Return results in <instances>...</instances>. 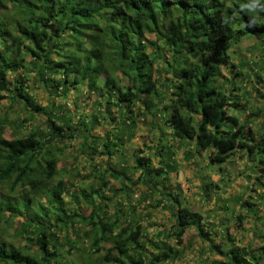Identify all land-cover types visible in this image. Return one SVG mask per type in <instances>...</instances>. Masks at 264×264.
<instances>
[{
	"label": "trees",
	"instance_id": "trees-1",
	"mask_svg": "<svg viewBox=\"0 0 264 264\" xmlns=\"http://www.w3.org/2000/svg\"><path fill=\"white\" fill-rule=\"evenodd\" d=\"M20 3L25 4V9L14 32L7 30V21L0 20L1 90L5 89L9 70L30 66L38 78L34 82L55 94L68 95L87 88L101 99L95 107H101L105 100L106 108L109 105L119 110L125 108L124 112L131 118L129 126H136L134 113L137 111L144 119L157 112L159 119L172 129L174 138L194 142L220 167L239 153L256 151L252 171L253 174L257 171L259 178L264 177V135L256 134L248 122H241L239 116L230 112L233 96L227 93L224 83L229 87L234 83L222 71V66L237 67L229 53L234 44L245 37L261 40L264 37V11L247 7L253 0H230L229 3L227 0H23ZM260 4L264 5V0ZM3 6L8 8L5 3ZM147 32L156 35L148 43L158 46V41H163L175 57L179 55L185 62L174 69L176 80L172 81L170 101L164 105L166 93L159 86V77L154 75L155 57L146 50ZM25 84L23 78L15 84L14 101L37 111L39 108L31 100ZM51 108L43 110L47 115L44 131L30 128L13 138L4 135L8 119L0 118V183L8 186L4 194L6 203H0V209L6 207L13 211L12 205L18 200L15 210L25 216L21 232L31 233L30 228L38 227L36 252L22 253L0 242V263L75 264L64 253L72 255L76 250L84 258L85 249H76L74 243L84 239L91 252L101 253L95 259L97 264H128L122 257H130V250L137 255L132 263L144 264L141 255L144 228L139 222L121 225L127 211L121 210L120 202L112 204V199L102 193L109 185L105 174L92 193L82 192L92 207L87 216L66 209V187L62 179L47 186L60 174L56 154L59 148L53 143L62 140L66 132L74 138L76 130L86 137L90 134L86 132H91L94 126L88 128L84 117L80 121L82 127L77 129L69 118L54 111L55 105ZM60 119L66 120V125H57ZM90 119L95 121L97 115ZM166 156L169 158L166 167L172 169V152ZM139 163L149 166L148 159H140ZM162 170L157 169V173ZM41 193L46 196L47 204L38 197ZM95 195L100 197L98 201ZM174 201L171 210L176 223L172 236L181 243L187 228L193 223L199 224L203 217L183 206L180 199L175 197ZM33 205L36 209L32 210ZM111 207H114L113 213L108 211ZM77 221L84 223L85 230L74 231L73 239L67 237L68 248L63 251L58 232ZM198 227L200 237L210 242L209 249L225 259L221 264H261L248 247L233 244L228 249L222 248L210 241L212 233ZM107 243L111 245L107 247ZM167 249L172 251V247ZM154 260H159L158 255Z\"/></svg>",
	"mask_w": 264,
	"mask_h": 264
},
{
	"label": "rangeland",
	"instance_id": "rangeland-1",
	"mask_svg": "<svg viewBox=\"0 0 264 264\" xmlns=\"http://www.w3.org/2000/svg\"><path fill=\"white\" fill-rule=\"evenodd\" d=\"M21 1L23 0L12 3L0 0V20L7 21L5 22L7 30L14 32L16 22L21 19L22 11L25 9V4L20 3ZM229 2L230 0H227V3ZM4 3L8 8L3 6ZM146 39V50L151 52V55L154 54L155 57L154 75L159 77V86L166 93L165 101L167 102H162L164 105L170 101L172 81L176 80L174 69L181 66L184 59L179 55L175 57L171 48L163 41H158V46L148 43L156 39L154 33L147 32ZM243 42L240 44L239 56L243 62H247L243 69L247 75L242 76V86L247 94L244 102H240L243 107L240 105L239 109L245 115H247L246 111L255 114L257 122L254 131L258 135H264V37L262 40L244 38ZM2 43L3 40L0 37V48H2ZM191 62L196 63L197 61ZM27 67V69L9 70L7 82L4 84L5 89H0V95L3 96L0 101V118L8 119L4 126L5 136L9 138L20 136L28 132L30 128L44 131L47 115L43 110L49 111L53 105L57 107L54 111H60L63 117L69 118L71 125L77 129L84 117L87 118L88 128L90 125H94L86 137L76 130L74 138L66 132L62 140L53 143L54 147L59 148L56 154L59 157L60 174L47 186H53L60 179L63 180L66 187L64 205L68 211L72 213L78 211L82 215H89L92 207L85 201L82 192L92 193L93 189L98 187L100 179L103 178L101 176L105 174L109 185L104 188L102 193L112 199V204L120 202L121 210L127 211L121 225L124 226L126 223L133 225V223L139 222L144 228L142 240L145 241V244L141 254L144 264H151V261H154V264H221L225 259L209 249L210 242L204 241L200 237L199 225L204 231L212 233L210 241L213 240L225 249L230 248L233 244L246 246L259 258L261 264H264V177L259 178L257 171L251 175L249 172L244 173L238 167L234 168L228 175L230 192L232 194L243 193V202L241 204L239 201L233 202L229 207L220 204L218 209L213 208L214 197L219 194L220 186L219 188L214 187L215 182L211 175L215 174L216 176L218 171L211 170L208 173L206 170L204 172L197 171L196 174H186L185 172L188 173L189 169L184 163L181 164L183 159L179 157L181 148L177 142L172 141L168 144L169 141L159 140L156 135H151V131H154L153 128L159 126L157 123L161 122L157 112L148 114L144 119L137 111L136 114L134 113L139 125L137 135L134 138H127L125 134L118 135L117 128L124 122L118 120L121 117L119 114L121 109L119 110L117 106L109 105L110 107L106 108L107 103L104 100L101 102L103 104H100L101 107L99 105L95 107L96 101H100L97 94L85 91V89L72 91L68 95L55 94L41 83L34 82L38 79L36 73L29 68L30 66ZM229 68L230 71L228 67L222 66L224 76L228 79L230 76L235 78L233 72L236 73V67ZM22 78L26 82V91H28L31 100L39 108L37 111H31L30 108L28 109L30 106H24L20 100V102L14 101L16 94L14 86ZM235 84L237 85L236 82ZM238 84L240 83L238 82ZM224 88L230 89L229 84L225 82ZM163 113L166 117L168 116L164 110ZM93 115H97L95 121L90 119ZM125 123L128 125V122ZM56 124L66 125V120H57ZM110 133L113 135L110 136ZM104 141H106V146H104ZM186 146L191 147V144ZM168 152H172L171 159L176 161L172 164L175 167L174 170L177 169V172L182 170L180 182L179 176L175 177V172L173 178L171 176L168 179L164 178L167 177L165 168L168 161V157L164 156ZM205 155L207 159L208 152ZM140 159H148L149 166L140 164ZM157 169L163 170L158 174ZM113 174L118 177H114ZM200 180L205 182L200 184V182L198 183ZM224 183H222V187L228 185ZM7 191V184L0 183V203L2 204L6 203L4 194ZM193 192H195V196L192 199L191 196L186 198L187 194ZM27 195L30 196V193ZM38 197L42 203L47 204L44 194L41 193ZM74 197H78V200ZM175 197L181 199L183 206L191 211L201 213L203 217L199 224L193 223L187 228L181 243L172 236L176 220L171 207L175 202ZM94 199L98 201L100 197L95 195ZM245 202L248 203L245 204ZM18 204V200H15L12 205L13 211L6 207L0 209V242H6L9 246L20 249L22 253L32 252L31 250L36 252L38 237L36 228L38 227L35 225L30 228L31 233L21 232L25 216L16 212L15 207ZM35 207L33 205L31 209H36ZM108 211L113 213L114 207ZM49 214L51 218V212ZM84 226V223L77 221L75 225L66 228L67 230L58 232L59 243L64 245L63 251L68 248L65 243L67 237L73 239L74 231L83 232ZM74 243H76V249H85L83 250L84 258L76 250L72 255L64 253L70 262L97 264L95 259L101 253L91 252L88 248V241L80 239ZM155 243H157V247ZM110 245L106 244L107 247ZM167 247H172V251ZM128 253L130 257H122L123 262L133 264L132 261L136 260L137 255L133 250ZM156 255L159 260H154Z\"/></svg>",
	"mask_w": 264,
	"mask_h": 264
},
{
	"label": "crops",
	"instance_id": "crops-1",
	"mask_svg": "<svg viewBox=\"0 0 264 264\" xmlns=\"http://www.w3.org/2000/svg\"><path fill=\"white\" fill-rule=\"evenodd\" d=\"M245 38H247V37H245ZM242 42H243V39L241 41H239L238 43L234 44V46L232 47V49L229 52L231 62L233 64L238 63V64H236L237 65L236 69L238 70V73H237V70L235 71L237 74L233 72V75L235 76V78L228 76L229 79L232 80V83H234V85H231L230 89H227V93L233 96L232 100H231L233 102V104L230 106V112L239 116L241 122H248L249 125L252 128H254L256 126L255 124L257 122V118H256L255 114H252V113H249V111H246L247 115H245V113L242 112L241 109H239V107L241 105L240 102L241 101L244 102L245 95L247 94L245 92V88H243V86H242V81H243L242 76L247 75V73H245L243 70L245 68V66L247 65V62H243L239 56V54H240L239 52H240V48H241L240 44ZM263 57H262V59H263ZM228 70L230 71V68H228ZM235 82L237 83V85L235 84ZM238 82L240 84H238ZM87 90L88 89L85 88V91H87ZM97 98L99 100H101L98 96H97ZM124 111H125V108L122 107L121 112H119L121 117L118 120L119 121L121 120V122H124V123L120 124L119 128H117L118 135H124L125 134V136H127V138H128V136L130 134H134L133 135V138H134L137 135V130L139 128L138 122H137L135 127L127 125L125 122H128V123L131 122L130 121L131 118H128L126 112H124ZM123 120H127V121H123ZM157 124H159V126L157 125V127H155V128H153L151 126V128L154 129V131H151V135L152 134L156 135L159 140L164 139L165 141H169V142H167L168 144H170L172 141L177 142V145H179L181 148V153L179 155V157L183 159L181 161V164L184 163L186 165V167H188V169H189L188 173L185 172L186 174H190V173L196 174L197 171L198 172H200V171L204 172L206 170H208V173H210L211 170L218 171L216 176H215V174L211 175L212 180L215 182L214 187L219 188V186H220L219 194L215 195V197H214L213 206L211 204V206L213 208L218 209V207H220V204H223V205L229 207L232 205L233 202L239 201V204H241L243 202V199H242L243 193L239 192V193L232 194V192H230V186L228 183L229 182V176L228 175H230L232 170L236 167H238V169L244 171V173L249 172V174L252 175L253 174L252 170L255 169L254 158L256 156V151H253V153H250L249 150H247V151L242 152L241 154L239 153L233 160H231L227 163H224L222 165V167H220V166L212 163L209 158L206 159V155H205L206 151L199 150L194 142H191L189 140H181L179 138H174L171 135L172 129L169 126H166L164 120L163 121L161 120V122H159ZM143 131H144V129H143ZM86 133H90V132L88 131ZM145 134H146V132H145ZM187 144H191V147H189V146L185 147V145H187ZM164 157L167 158L166 155ZM170 163L174 164V163H176V161L171 160ZM197 165H198V167L195 168V166H197ZM172 166H174V165H172ZM174 169H175V167H173L172 169H169L168 167L165 168V170L168 171L167 179L170 176L172 177L174 175V172H175L176 173L175 177L179 176V182H180L181 178H182V173H181L182 170L180 169L177 172L176 171L177 169L176 170H174ZM203 175H204V173H203ZM201 178H202V176H201ZM199 182H200V184H203V182H205V181L200 180V181H198V183ZM224 182L228 185L227 186L224 185V187H222V183H224ZM198 183H196V184H198ZM179 184H180V186H182L181 183H179ZM176 196L179 197L178 194H176ZM189 196H191V199H192L193 196H195V192L187 194L186 198H189Z\"/></svg>",
	"mask_w": 264,
	"mask_h": 264
},
{
	"label": "clouds",
	"instance_id": "clouds-1",
	"mask_svg": "<svg viewBox=\"0 0 264 264\" xmlns=\"http://www.w3.org/2000/svg\"><path fill=\"white\" fill-rule=\"evenodd\" d=\"M256 5H261L260 0H253V4H249L247 7L252 11H255L257 8L264 11V5H261L260 7H256Z\"/></svg>",
	"mask_w": 264,
	"mask_h": 264
}]
</instances>
